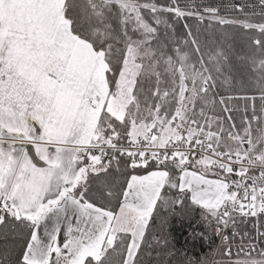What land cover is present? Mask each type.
<instances>
[{
  "label": "snow or ice",
  "instance_id": "snow-or-ice-1",
  "mask_svg": "<svg viewBox=\"0 0 264 264\" xmlns=\"http://www.w3.org/2000/svg\"><path fill=\"white\" fill-rule=\"evenodd\" d=\"M258 4L0 0V264H143L169 205L264 264Z\"/></svg>",
  "mask_w": 264,
  "mask_h": 264
},
{
  "label": "trees",
  "instance_id": "trees-1",
  "mask_svg": "<svg viewBox=\"0 0 264 264\" xmlns=\"http://www.w3.org/2000/svg\"><path fill=\"white\" fill-rule=\"evenodd\" d=\"M193 25V29L197 26L195 20L188 21ZM177 33L182 37V25L177 23ZM201 39L207 38L209 35L205 31L206 25H200ZM227 94V93H225ZM219 111V107L216 108ZM174 191L169 193V196L174 195ZM167 219L168 225L162 227L160 221ZM195 229L196 231L204 232L206 239H197L192 242L189 237V232ZM170 233V244L168 249H162L155 244L153 236H161L164 233ZM216 235L213 227L207 226L200 221L199 210L192 209L186 206L173 208L171 205L166 207H158L156 219L152 223V227L147 235V244L142 250L141 259L143 264H199L201 261H207V264H219L225 260L222 252L215 251ZM2 250V245H0ZM118 261L119 257H114Z\"/></svg>",
  "mask_w": 264,
  "mask_h": 264
},
{
  "label": "built area",
  "instance_id": "built-area-1",
  "mask_svg": "<svg viewBox=\"0 0 264 264\" xmlns=\"http://www.w3.org/2000/svg\"><path fill=\"white\" fill-rule=\"evenodd\" d=\"M179 2L181 3V5H185V4H187V5H193V4L203 5V4L213 3L215 5L221 6L222 8H227L230 4L234 3L235 0H179ZM239 2L251 5L252 8H250L249 11H253V10L256 12L260 11L258 0H239ZM222 14H224L223 11H222ZM226 234H230V230L226 231ZM216 242L217 243H216L215 251H217V249L220 246V240H219V237L217 235H216ZM232 251H233V259H235L236 253H237V248L235 246H233Z\"/></svg>",
  "mask_w": 264,
  "mask_h": 264
}]
</instances>
